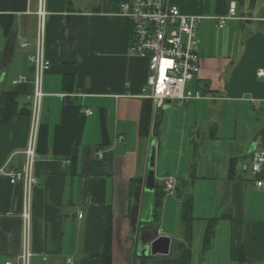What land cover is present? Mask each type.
I'll return each instance as SVG.
<instances>
[{"label":"crops","instance_id":"1","mask_svg":"<svg viewBox=\"0 0 264 264\" xmlns=\"http://www.w3.org/2000/svg\"><path fill=\"white\" fill-rule=\"evenodd\" d=\"M131 1L46 0L44 55L51 68L42 84L39 183L25 232L24 187L0 173V264H23L26 247L29 264H68L69 258L102 264L108 222L112 264H188L179 259L186 243L181 193L192 199L195 218L189 264H264V186H257L264 182V164L258 175L251 169L253 153L264 152V77L258 75L264 72V0H170L183 14L204 18L197 48L202 69L190 84L204 98L152 114L146 138L142 89L149 61L130 50L133 29L121 5ZM232 2L236 15L220 26ZM38 10L37 0H0V16L15 20L12 35L0 30V94L16 93L24 112L0 123V170H19L26 160L35 79L28 56L36 47L23 49L18 40L36 44ZM20 77L27 81L15 85ZM182 117L186 128L179 125ZM153 140L164 199L159 223L149 225L171 241L167 255L139 256ZM168 180L175 183L171 192L165 190ZM211 219L216 232L205 252ZM237 245L242 262L233 258Z\"/></svg>","mask_w":264,"mask_h":264},{"label":"built area","instance_id":"2","mask_svg":"<svg viewBox=\"0 0 264 264\" xmlns=\"http://www.w3.org/2000/svg\"><path fill=\"white\" fill-rule=\"evenodd\" d=\"M39 4L37 41L33 42L19 38V46L23 49L36 51L28 56L29 62L34 66V94H33V125L28 147L24 152L25 164L19 170H0L1 174L9 177L13 185L22 184L24 187V224L28 232L31 212V195L39 181L35 174L37 160V135L41 102L44 97L42 91L43 78L51 68V62L44 55V33L46 0H37ZM237 4L231 3L227 17L219 19V25L224 26L228 19L235 17ZM121 13L130 21L133 35L130 50L133 54L146 58L149 61V76L142 89V97L152 103L153 117L157 113L174 103H188L191 100H200L204 96L199 90L190 89V84L197 80L202 69V59L198 53L200 44L199 28L203 21L202 16H189L183 14L170 0H133L121 5ZM264 77V72H259ZM25 77L14 81L15 85L26 82ZM91 115V110L84 112ZM102 157V153H98ZM264 152L253 153L251 169L255 175L262 172ZM263 187L264 182L257 183ZM175 189L173 180L165 183V190L171 192ZM80 219L83 214H80ZM31 254L28 248L22 255L23 264H29ZM10 264V263H7ZM68 264H74L68 259Z\"/></svg>","mask_w":264,"mask_h":264},{"label":"trees","instance_id":"3","mask_svg":"<svg viewBox=\"0 0 264 264\" xmlns=\"http://www.w3.org/2000/svg\"><path fill=\"white\" fill-rule=\"evenodd\" d=\"M15 20L11 15L0 16V30L7 36L12 35L14 30ZM68 79L65 81V86H68ZM24 112L18 111L17 104V94L12 92H3L0 94V123L8 122L12 117L23 115ZM152 120V103L150 100L144 102L142 120H141V135L146 138L149 135L151 129ZM72 161L75 164L77 162V152L74 151L72 156ZM182 190V189H181ZM178 188V191H181ZM183 198L182 203V223L184 226V240L186 243L180 244V260H187L188 264L192 259L191 251V241L193 234V223H194V213H193V201L191 198L184 196L183 193L180 194ZM164 192L159 185H156L155 189V199H154V209H153V220L152 224H158L160 221L161 208L163 205ZM216 219L209 220L206 234L204 237V251L208 252L212 248L213 240L216 232ZM234 242L236 241V233L234 232ZM233 258L237 262L244 261L245 257L243 255V248L239 245L234 246ZM102 264H112V236L110 232L109 222L104 234V247L101 254Z\"/></svg>","mask_w":264,"mask_h":264},{"label":"water","instance_id":"4","mask_svg":"<svg viewBox=\"0 0 264 264\" xmlns=\"http://www.w3.org/2000/svg\"><path fill=\"white\" fill-rule=\"evenodd\" d=\"M156 141H152L149 150L148 169L146 173V181L144 187V195L141 210V222L144 224L142 233L138 242L139 256H156L158 254L167 255L169 252L170 238L163 237L158 230L149 224L153 220V209L156 189ZM254 148L251 149L253 151ZM151 231L152 234L147 237L144 233ZM163 246V249L159 248Z\"/></svg>","mask_w":264,"mask_h":264},{"label":"rangeland","instance_id":"5","mask_svg":"<svg viewBox=\"0 0 264 264\" xmlns=\"http://www.w3.org/2000/svg\"><path fill=\"white\" fill-rule=\"evenodd\" d=\"M244 111H245V109H243V112H242L243 114H244ZM179 125H182V127L186 128L188 125V120H186V119L183 120V117H182V122H180ZM179 135H180V133H179ZM154 141H156V140H154Z\"/></svg>","mask_w":264,"mask_h":264}]
</instances>
